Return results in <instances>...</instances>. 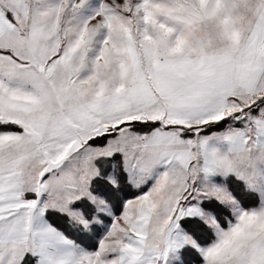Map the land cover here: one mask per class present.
Segmentation results:
<instances>
[{
  "label": "snow or ice",
  "instance_id": "snow-or-ice-1",
  "mask_svg": "<svg viewBox=\"0 0 264 264\" xmlns=\"http://www.w3.org/2000/svg\"><path fill=\"white\" fill-rule=\"evenodd\" d=\"M0 264H264V0H0Z\"/></svg>",
  "mask_w": 264,
  "mask_h": 264
}]
</instances>
